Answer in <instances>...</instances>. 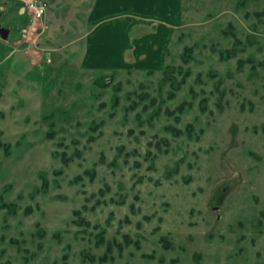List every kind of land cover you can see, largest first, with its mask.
<instances>
[{"label": "rangeland", "instance_id": "374dc122", "mask_svg": "<svg viewBox=\"0 0 264 264\" xmlns=\"http://www.w3.org/2000/svg\"><path fill=\"white\" fill-rule=\"evenodd\" d=\"M41 1L0 0V264H264V0H171L145 71L84 64L96 0Z\"/></svg>", "mask_w": 264, "mask_h": 264}, {"label": "crops", "instance_id": "0c3cea01", "mask_svg": "<svg viewBox=\"0 0 264 264\" xmlns=\"http://www.w3.org/2000/svg\"><path fill=\"white\" fill-rule=\"evenodd\" d=\"M96 0L89 17L88 49L85 61L90 58L94 63L104 61L120 65L118 70L130 69L135 71L161 69L166 64L170 45L178 24L177 17L168 15L172 9L171 0ZM128 3L136 6L128 14H114L123 11L121 6ZM150 5V10L144 8ZM161 11L160 16L156 10ZM117 16H114V15ZM97 61V62H96Z\"/></svg>", "mask_w": 264, "mask_h": 264}, {"label": "built area", "instance_id": "2783aa9c", "mask_svg": "<svg viewBox=\"0 0 264 264\" xmlns=\"http://www.w3.org/2000/svg\"><path fill=\"white\" fill-rule=\"evenodd\" d=\"M22 5V13L29 15L31 26L40 23L45 18L48 5L41 0H18Z\"/></svg>", "mask_w": 264, "mask_h": 264}, {"label": "trees", "instance_id": "16d2710c", "mask_svg": "<svg viewBox=\"0 0 264 264\" xmlns=\"http://www.w3.org/2000/svg\"><path fill=\"white\" fill-rule=\"evenodd\" d=\"M2 205H3V204H2ZM4 206H7V207H9V208L11 207V205L8 206V205H5V204H4ZM76 214H79V212H76Z\"/></svg>", "mask_w": 264, "mask_h": 264}]
</instances>
